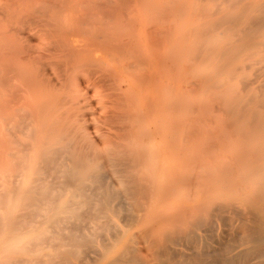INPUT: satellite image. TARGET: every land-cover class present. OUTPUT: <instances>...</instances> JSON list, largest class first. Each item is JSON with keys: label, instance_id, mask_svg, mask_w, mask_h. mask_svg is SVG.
I'll list each match as a JSON object with an SVG mask.
<instances>
[{"label": "rangeland", "instance_id": "374dc122", "mask_svg": "<svg viewBox=\"0 0 264 264\" xmlns=\"http://www.w3.org/2000/svg\"><path fill=\"white\" fill-rule=\"evenodd\" d=\"M49 1L0 12V264H108L131 243L142 264H216L250 247L264 214V0ZM255 254L235 264H264Z\"/></svg>", "mask_w": 264, "mask_h": 264}, {"label": "bare ground", "instance_id": "6f19581e", "mask_svg": "<svg viewBox=\"0 0 264 264\" xmlns=\"http://www.w3.org/2000/svg\"><path fill=\"white\" fill-rule=\"evenodd\" d=\"M2 2L0 3V12H2V11H5V12H8V10H9V12L10 11H23V12H31V11H33V12H35L33 9L35 8L36 10L37 9H40L41 11H44V10H47L48 9V4H49V0H1ZM49 1V2H48ZM52 1V0H51ZM55 1H57V0H55ZM55 3V2H54ZM54 3H51L52 5V9L54 8V6H55V4ZM57 6V5H56ZM24 7V8H23ZM50 7V6H49ZM58 7V6H57ZM38 11V10H37ZM41 11H39V12H41ZM13 13V12H12ZM31 14V13H30ZM3 16H4V14H3ZM9 17V16H8ZM7 17V18H8ZM9 22V21H8ZM64 27V26H63ZM74 29V28H73ZM9 32V31H8ZM74 32V31H73ZM64 33V32H63ZM1 35V34H0ZM1 36H3V35H1ZM68 38V37H67ZM6 39V38H5ZM62 43H63V41H62ZM65 44V43H64ZM73 44V43H72ZM7 46V45H6ZM52 46V45H51ZM74 47V46H73ZM72 47V48H73ZM49 48V47H48ZM79 49V48H78ZM63 50V49H62ZM65 50V49H64ZM69 51V50H68ZM79 51V50H78ZM15 52V51H14ZM17 52V51H16ZM66 52V51H65ZM70 52V51H69ZM74 52H76L75 50H73V53ZM12 53V52H11ZM76 54V53H75ZM8 55V54H7ZM10 55V54H9ZM13 55V54H12ZM69 57V56H68ZM10 60H12V59H10ZM88 61V60H87ZM5 64V63H4ZM5 69V68H4ZM20 69V68H19ZM119 69V68H118ZM9 70V69H8ZM13 72V71H12ZM21 73V72H20ZM7 74V73H6ZM9 74V73H8ZM15 75H16V73H15ZM144 75V74H143ZM144 77V76H143ZM103 78V77H102ZM145 79H147L146 77H145ZM107 80V79H106ZM108 82V81H107ZM109 83V82H108ZM64 84H66V83H64ZM63 84V85H64ZM106 84V83H105ZM113 86V85H112ZM35 87H36V85H35ZM108 87H110V86H108ZM113 87H115V86H113ZM113 89V88H112ZM120 89V88H119ZM116 90H118V88L116 89ZM116 90L114 89V91L116 92ZM122 92V91H121ZM10 93H11V91H10ZM12 93H14V92H12ZM123 93V92H122ZM14 98V97H13ZM120 98V97H119ZM14 99H17V98H14ZM122 99H123V97H122ZM58 100H61L60 98L58 99ZM58 100H56V101H58ZM66 100V99H65ZM64 100V101H65ZM69 100V99H68ZM123 101V100H122ZM121 101V102H122ZM125 101H127V100H125ZM7 102V101H6ZM8 102H12V101H8ZM115 102V101H114ZM62 103V102H61ZM64 103H66V102H64ZM125 103V102H124ZM63 104V103H62ZM119 105H117V106H119L120 107V103H118ZM128 104V103H127ZM127 104H124V105H127ZM131 104H132V102H131ZM133 105V104H132ZM4 108H6V105H5V107ZM68 108V107H67ZM121 108V107H120ZM129 108V107H128ZM7 109V108H6ZM15 109V108H14ZM130 109V108H129ZM120 110V109H119ZM126 110H128L127 108H126ZM126 110L125 111H123V112H126ZM16 111V110H15ZM129 111V110H128ZM61 112H63L64 113V111H61ZM61 112H60V114H61ZM114 112H116V111H114ZM113 112V113H114ZM75 113V112H74ZM121 113V112H120ZM127 113V112H126ZM17 114H19V112L17 113ZM42 114V113H41ZM60 114H58V115H60ZM71 114V113H70ZM121 114H123V113H121ZM109 115V114H108ZM24 116H26V115H24ZM128 116V115H127ZM6 117L7 118H9L10 119V117H8L7 115H6ZM138 117V116H137ZM118 118H119V116H118ZM131 118V117H130ZM3 120H5L6 118L5 117H3L2 118ZM55 119V118H54ZM53 119V121H57V120H54ZM61 119V118H60ZM126 119V118H125ZM128 120L127 121H129V118H127ZM62 120V119H61ZM131 120H133L132 118H131ZM135 120V119H134ZM133 120V121H134ZM10 121V120H9ZM43 121H46L45 119H43ZM42 121V122H43ZM52 121V124L51 125H53L54 123H56V122H53ZM60 121V120H59ZM3 122H5V121H3ZM7 122V121H6ZM23 122V121H22ZM132 122V121H131ZM7 124V123H6ZM27 124V123H26ZM45 124V123H44ZM151 124V123H150ZM43 125V124H42ZM125 126V125H124ZM131 128V127H130ZM9 129H11V128H9ZM8 129V130H9ZM63 129V128H62ZM71 129V128H70ZM5 130V129H4ZM7 130V131H8ZM42 130V129H41ZM6 131V130H5ZM126 131V130H125ZM48 132H50V131H48ZM47 132V133H48ZM12 133H14V132H12ZM30 133V132H29ZM169 133V132H168ZM6 134V133H5ZM10 134V133H9ZM31 134V133H30ZM152 134V133H151ZM173 135H175L174 133H173ZM1 136V135H0ZM4 136V135H3ZM12 137V136H11ZM30 137V136H29ZM60 137V136H59ZM170 137V136H169ZM122 138H123V136H122ZM157 138V137H156ZM41 139V138H40ZM62 139V138H61ZM14 140V139H13ZM33 140V139H32ZM3 141V140H2ZM6 141V140H5ZM47 141V140H46ZM70 141V140H69ZM69 141L67 142V144L65 145V144H62V145H64V146H62V145H60V147H58V146H55L54 148H56L55 150H57L54 154H55V156H57V157H59L61 160L63 159V158H66V156H64L63 154H64V152H66L65 150H63V149H61V148H63V147H66V146H72V144H69ZM10 142H12V141H10ZM38 142H40V141H38ZM15 143H16V141H15ZM42 143H46L45 141H43ZM54 143H56V141H54ZM66 143V142H65ZM72 143H74V141L72 142ZM4 144V143H3ZM28 144V143H27ZM69 144V145H68ZM75 145V144H74ZM62 146V147H61ZM77 146V145H76ZM81 146V145H80ZM84 146V145H83ZM8 147V146H7ZM10 147H11V145H10ZM10 147H8V148H10ZM13 147H14V145H13ZM47 147V146H46ZM217 147V146H216ZM12 148V147H11ZM15 149H17L16 147H14ZM13 148V149H14ZM54 148H53V150H51V148H49L51 151H49V152H51L52 153V151H55L54 150ZM68 147H66V149H67ZM71 148V147H70ZM76 148H78V147H76ZM123 148V147H122ZM26 149V148H25ZM49 149H47V150H49ZM59 149L60 150H62V151H60L59 152ZM85 148H83V150H84ZM124 149V148H123ZM211 149V148H210ZM18 151H20V149H17ZM45 150V152L44 151H42V150H40V151H42V152H44V153H47L46 152V149H44ZM111 150V149H110ZM3 151V150H2ZM26 151V150H25ZM74 151H76V150H74ZM112 151V150H111ZM122 151V150H121ZM120 151V152H121ZM209 151V150H208ZM207 151V152H208ZM12 152H15V151H12ZM23 152V151H22ZM63 153V154H59V153ZM116 152V151H115ZM211 152V151H210ZM75 153V152H74ZM73 153V154H74ZM82 153V152H81ZM113 153H114V151H112V153L110 152V153H108V154H111V156L113 155ZM132 153H133V151H132ZM8 154V156H9V152L7 153ZM14 154V153H13ZM72 154V155H73ZM84 154H85V152H84ZM84 154H83V156H84ZM97 154V153H96ZM99 154H101V153H99ZM37 155V154H36ZM60 155H63L64 157L62 158V157H60ZM72 155H71V157H72ZM78 155H80V153L78 154ZM87 155H89L90 156V153H88ZM105 155V154H104ZM203 155V154H202ZM21 156H23V154L21 155ZM21 156H19V158L21 157ZM82 156V155H81ZM93 157H94V155H92ZM97 156H99V155H97ZM218 156H221V152L219 153V155ZM217 156V157H218ZM5 157V156H4ZM12 157V159L13 158H15V157H18V156H15V157H13V155L11 156ZM39 157H43V156H40L39 155ZM52 157H53V155H52ZM52 157H43V158H41V160L44 162H42L43 163V165L44 166H46V165H48V164H50L48 161H46L45 159H47V160H50ZM68 158H66L67 160L68 159H70L69 158V156H67ZM77 157H80V156H77ZM93 157H91L90 159H92ZM122 157V156H121ZM207 157H210V156H207ZM228 157V156H227ZM6 158V157H5ZM4 158V159H5ZM8 158V157H7ZM6 158V159H7ZM94 158H96V157H94ZM94 158L92 159V160H94ZM101 158H103V157H101ZM122 158H124V157H122ZM230 158V157H229ZM53 159V158H52ZM103 159H105V158H103ZM111 159H113L114 160V158H111ZM120 159V158H119ZM125 159V158H124ZM201 159V158H200ZM218 159V158H217ZM228 159V158H227ZM231 159V158H230ZM30 160H32L31 158H30ZM89 160V159H88ZM16 161V160H15ZM34 161V160H33ZM39 161V160H38ZM69 161V160H68ZM5 162V161H4ZM11 162H12V160H11ZM77 162H78V160H77ZM14 163V162H13ZM16 163L17 162H15V166H17L16 165ZM39 163V162H38ZM37 163V165H38V167H39V165L40 164H38ZM52 164L54 163L53 161L51 162ZM63 164H65V162H62ZM81 163V162H80ZM82 163H83V161H82ZM80 164V165H83V164ZM85 163V162H84ZM104 163V162H103ZM110 163V162H109ZM117 163V162H116ZM19 164V163H18ZM63 164H62V167H63ZM67 164V163H66ZM72 164H74V162L72 163ZM76 164H78V163H76ZM86 164V163H85ZM95 164H97V163H95ZM118 164V163H117ZM116 164V165H117ZM11 165V164H10ZM30 165L31 164H29L28 165V167L30 168ZM67 165H69V164H67ZM104 165H106V164H104ZM129 165V164H128ZM44 166H42L43 168H44ZM65 166V165H64ZM76 166V165H75ZM83 166H85V165H83ZM91 166H93V165H91ZM91 166H90V168H91ZM103 166V165H102ZM102 166H100L101 168H102ZM110 166H113V165H109V167ZM129 166H131V165H129ZM135 166H136V164H135ZM24 167V166H23ZM38 167H36L37 169H38ZM46 167H49V166H46ZM202 167H204L203 165H202ZM8 168H9V166H8ZM20 168H21V170L23 169L21 166H20ZM25 169H26V166L24 167ZM51 168H55V169H57L56 167H52V165H51ZM67 168H69L68 166H67ZM86 168H88V167H86ZM124 168H127L126 167V165H125V167ZM133 168V167H132ZM205 168V167H204ZM221 168V167H220ZM16 169V168H15ZM54 169V170H55ZM80 169V168H79ZM104 169V168H103ZM102 169V170H103ZM239 169V167L237 168V170ZM30 170H32V169H30ZM29 169H28V171H30ZM50 170V169H49ZM53 170V169H52ZM95 170V169H94ZM106 170H108V169H106ZM118 170V169H117ZM124 170V169H123ZM128 170V169H127ZM130 170V169H129ZM132 170V169H131ZM205 170V169H204ZM203 170V171H204ZM261 170V169H260ZM7 171V170H6ZM36 171V170H35ZM75 171V170H74ZM80 171V170H79ZM79 171L77 172H75V173H79ZM84 171V170H83ZM90 171V170H89ZM118 171H120V170H118ZM124 171H126V170H124ZM124 171H122V172H124ZM206 171V170H205ZM234 171V170H233ZM233 171H231V172H233ZM31 172V171H30ZM48 172V171H47ZM52 172V171H51ZM73 172V171H72ZM81 172V171H80ZM104 172H106V171H104ZM115 172V171H114ZM201 172V171H200ZM15 173H18L17 171L15 172ZM85 173H88V172H85ZM92 173H93V171H92ZM92 173L91 174H89L90 176L92 175ZM101 173H103V172H101ZM128 173H130V172H128ZM205 173V172H204ZM5 174H6V172H5ZM53 174V173H52ZM70 174V173H69ZM73 174H74V172H73ZM104 174V173H103ZM133 174V173H132ZM207 174V173H206ZM232 174V173H231ZM8 175V174H7ZM13 175V174H12ZM15 175H17V174H15ZM14 175V176H15ZM55 175V174H54ZM77 174H75V177H77L76 176ZM85 175V174H84ZM81 176V175H80ZM99 176H100V174H99ZM109 176V175H108ZM111 176V175H110ZM119 176V175H118ZM127 176H130V175H127ZM205 176H207V175H205ZM47 177V176H46ZM52 177V176H51ZM59 177V176H58ZM87 177H88V175H87ZM95 177H97V179H98V175H95ZM103 178H105L104 176H102ZM55 178V177H54ZM66 178V177H65ZM84 178H86V175H85V177ZM84 178H82V179H84ZM102 178V179H103ZM52 179V178H51ZM62 179L64 180V176H62ZM67 179H69V178H67ZM70 179H73V176H72V178H70ZM130 179V178H129ZM185 179V178H184ZM188 179H190V178H188ZM14 180V179H13ZM48 180V179H47ZM52 180H55V179H52ZM74 180V179H73ZM181 181H182V178L180 179ZM191 180H193V179H191ZM191 180H190V182H191ZM65 181V180H64ZM68 181V180H67ZM70 181H72V180H69L68 182H70ZM80 181V180H79ZM79 181H75V183H77V182H79ZM82 181V180H81ZM184 181V180H183ZM182 181V182H183ZM227 181V180H226ZM230 181V180H229ZM256 181V180H255ZM258 181H261V180H258ZM44 182H46V181H44ZM53 182V181H52ZM94 182H95V180H94ZM97 182H99V181H97ZM104 182V181H103ZM103 182H101L102 184H103ZM124 182V181H123ZM182 182H180L181 184H182ZM48 183V182H47ZM70 183H72V182H70ZM69 183V184H70ZM81 183V182H80ZM118 183V182H117ZM128 183V182H127ZM130 183H133V182H130ZM177 183V182H176ZM185 184H186V182H184ZM200 183V182H199ZM203 183V182H202ZM238 183V182H237ZM38 184V183H37ZM73 184V183H72ZM79 184V183H78ZM101 184V185H102ZM134 184V183H133ZM194 184V183H193ZM229 184V183H228ZM264 184V183H263ZM41 185V184H40ZM82 185H87V184H85V183H83ZM95 185V184H94ZM123 185V184H122ZM126 186H128L127 184H125ZM184 185V184H183ZM200 185H201V183H200ZM239 185V184H238ZM243 184H241L240 186H242ZM247 185V184H246ZM35 186H39V184L38 185H35ZM137 186V185H136ZM136 186H131V187H136ZM141 186V185H140ZM226 186H227V184H226ZM261 186V185H260ZM36 187V188H37ZM40 187V186H39ZM83 187V186H82ZM91 187V186H90ZM99 187V186H98ZM110 187V186H109ZM131 187H128V188H131ZM224 187V186H223ZM46 188H48V187H46ZM52 188V187H51ZM54 188V187H53ZM84 188V187H83ZM113 188V187H112ZM111 188V189H112ZM211 188V187H210ZM257 188V187H256ZM50 189V188H49ZM104 188H102V190H103ZM116 189V188H115ZM137 189V187L134 189V191ZM140 189V188H139ZM138 189V190H139ZM225 189V188H224ZM223 188H222V190H224ZM228 189V188H227ZM250 189V188H249ZM259 189H261V188H259ZM78 190V189H77ZM83 190V189H82ZM118 190H119V188H118ZM117 190V191H118ZM127 190V189H126ZM125 190V191H126ZM133 190V189H132ZM238 190V189H237ZM248 190V189H247ZM101 190H99L98 192H100ZM108 191H109V188H108ZM113 191H115V190H113ZM131 191V190H130ZM204 191V190H203ZM216 191V190H215ZM240 191V190H239ZM82 192V191H81ZM91 192V191H90ZM89 192V193H90ZM228 192H230V191H228ZM227 192V193H228ZM246 193L247 191H245V189H244V191L243 192H241V193ZM83 193V192H82ZM81 193V194H82ZM86 193V192H85ZM104 193H105V190H104ZM113 193V192H112ZM111 193V194H112ZM121 193V192H120ZM131 193V192H130ZM134 193H136V191L134 192ZM174 193V192H173ZM173 193H172V195H173ZM176 193H178V192H176ZM186 193V192H185ZM184 193V194H185ZM230 193H234V192H230ZM251 193H254V192H251ZM256 194L258 193V192H255ZM74 194V193H73ZM81 194H79V196H81ZM108 194V193H107ZM129 194V193H128ZM133 194V193H132ZM240 194V193H239ZM249 195H252V194H250V192L248 193ZM102 195H104V194H102ZM114 195H116V194H114ZM118 195H119V193H118ZM136 195V194H135ZM139 195H141V194H139ZM175 195V194H174ZM227 195V194H226ZM235 195V194H234ZM241 195H243V194H241ZM36 196V195H35ZM84 196H85V194H84ZM87 196H88V194H87ZM92 196H95V194L93 195V194H91V197ZM101 196V195H100ZM128 196H132V195H128ZM134 196V195H133ZM176 196H177V194H176ZM238 196V195H237ZM54 197V196H53ZM96 198H97V196H95ZM102 197V196H101ZM119 197H121V195H119ZM141 196H139V197H133V198H140ZM144 197V196H143ZM142 197V198H143ZM227 196H225V198H226ZM242 197V196H241ZM240 197V199H243V198H241ZM39 198V197H38ZM80 198V197H79ZM94 198V197H93ZM94 199V200H98V199ZM108 198V197H107ZM106 198V199H107ZM109 198H111V197H109ZM186 198V197H185ZM239 198V197H238ZM252 198V197H251ZM256 198H257V196H256ZM258 198H260V196H258ZM258 198H257V200H258ZM42 199V198H41ZM40 199V200H41ZM45 199V198H44ZM90 199V198H89ZM100 199V198H99ZM121 199H123L124 200V198H122L121 197ZM128 199V198H127ZM130 199H132V198H130ZM209 199V198H208ZM233 199V198H232ZM249 199V198H248ZM252 199H254V198H252ZM101 200V199H100ZM229 200V199H228ZM228 200H225L226 202L228 201ZM244 200V199H243ZM251 200V199H250ZM37 201V203L36 204H38V201L39 200H36ZM69 201V200H68ZM85 201V200H84ZM87 201V200H86ZM89 202H90V200H88ZM104 201L106 202V200L104 199ZM170 201V200H169ZM172 201V200H171ZM202 201V200H201ZM231 201V200H230ZM253 201V200H252ZM254 201H255V199H254ZM81 202V201H80ZM80 202H78V204H80ZM93 202V201H92ZM119 202V201H118ZM133 202H134V200H133ZM203 202V201H202ZM208 202V201H207ZM222 202V201H221ZM233 202H236V201H233ZM233 202H229L230 204L231 203H233ZM32 203V202H31ZM30 203V204H31ZM33 203H35V202H33ZM32 203V204H33ZM121 203H122V201H121ZM131 203V202H130ZM129 203V204H130ZM210 203H211V201H210ZM215 203H217V202H215ZM89 204H92V203H89ZM126 204V203H125ZM124 204V205H125ZM236 204V203H235ZM238 204V203H237ZM253 204V203H252ZM256 204V203H255ZM40 205V204H39ZM72 205H74L73 203H72ZM116 205H119V204H116ZM122 205V204H121ZM120 205V206H121ZM203 205V204H202ZM206 205V204H205ZM232 205H234V203L232 204ZM260 205V204H259ZM263 205V204H262ZM34 206V205H33ZM71 206V205H70ZM75 206V205H74ZM86 206H89V205H86ZM93 206V205H92ZM219 206V205H218ZM257 206V205H256ZM91 207V206H90ZM100 207H104V205L103 206H99V208ZM116 207V206H115ZM121 207H124V206H121ZM130 207V206H129ZM137 207V206H136ZM201 207V206H200ZM203 207V206H202ZM221 207V206H220ZM233 207L234 206H232V210H233ZM71 208H73V207H71ZM79 208V207H78ZM92 208H94V207H92ZM131 208V207H130ZM135 208V207H134ZM167 208V207H166ZM206 208H208V209H212V208H214V209H216L215 207H211L210 206V208H209V206L208 207H206ZM260 208H262V207H260ZM87 209H89V208H87ZM96 209V208H95ZM101 209H103V208H101ZM119 209H121L120 207H119ZM234 209H239V208H234ZM255 209V208H254ZM256 209H258L259 210V207L257 206V208ZM256 209H255V211H253L252 213V218L250 217V219H252L251 220V224L247 227V230L245 231L246 233H245V235H243L244 237H245V239H246V241H248V242H250L251 243V246L250 247H248V248H246V249H244L243 248V250H242V252L241 253H236V254H234V255H231V256H229V257H220V258H217V257H219V255L216 257V255L215 256H213V255H210V256H212L213 258L215 257V263L216 264H232L233 262H234V264L236 263L235 261H236V257H238L239 255L241 256V255H243V256H248V255H251V254H253V253H258V255H260V254H263L264 255V214L263 213H261V211L260 212H257L256 211ZM114 210V209H113ZM164 210V209H163ZM236 210V211H237ZM252 210V209H251ZM90 211V210H89ZM88 211V213H90ZM213 211H215V210H213ZM219 211V210H218ZM221 212H226L225 210H220ZM239 211V210H238ZM33 212V211H32ZM38 212V211H37ZM36 212V213H37ZM77 212V211H76ZM99 212H100V210H99ZM102 212V211H101ZM113 212V211H112ZM199 212H200V210H199ZM28 213V212H27ZM34 213V212H33ZM94 213V212H93ZM115 213H117V212H115ZM128 213V212H127ZM227 213V212H226ZM229 213H230V211H229ZM236 213H239V212H236ZM259 213V214H258ZM260 213H261V215H260ZM35 214V213H34ZM77 214H79V213H77ZM124 214H126V213H124ZM189 214V213H188ZM195 214V213H194ZM216 215H217V213H215ZM242 216H243V214H242V212L240 213ZM31 215H33V214H31ZM74 215H76V214H74ZM128 215V214H127ZM126 215V216H127ZM210 215V214H209ZM212 215H213V213H212ZM227 215V214H226ZM235 215V214H234ZM107 216V215H106ZM129 216H132V215H130L129 214ZM134 216V215H133ZM132 216V217H133ZM171 215L170 214H168V216L167 217H170ZM178 216V215H177ZM214 216V215H213ZM220 215H218V217H219ZM224 216V215H223ZM229 216H230V214H229ZM236 216V215H235ZM245 216V215H244ZM80 217V216H79ZM198 217H200V215L198 216ZM211 217V216H210ZM217 217V216H216ZM217 217V218H218ZM221 217V216H220ZM225 217V216H224ZM231 217V216H230ZM230 217H228V218H230ZM238 217V216H237ZM246 217V216H245ZM128 218V217H127ZM131 218V217H130ZM192 217H190V219H191ZM206 219H210V218H207V217H205ZM213 218H215V217H213ZM213 218L212 219H210V220H213ZM234 218V217H233ZM241 218V217H240ZM134 218H132L130 221H132ZM221 219V218H220ZM224 219H226V218H224ZM243 219V218H242ZM245 219V218H244ZM166 221V220H165ZM197 221V220H196ZM222 221V220H221ZM241 221V220H240ZM249 221V220H248ZM160 222V221H159ZM163 222V221H162ZM207 222V221H206ZM209 222H211V221H209ZM122 223V222H121ZM156 223V222H155ZM222 222H220V224H221ZM72 224V223H71ZM207 224V223H206ZM211 224V223H210ZM124 225V224H123ZM208 225V224H207ZM211 225H213V224H211ZM211 225H209V227H211ZM75 226H77V225H75ZM84 226V225H83ZM201 226V225H200ZM205 226V225H204ZM59 227V226H58ZM85 227V226H84ZM91 227V226H90ZM177 227V226H176ZM203 227V226H202ZM205 227H207V226H205ZM205 227H203L204 229H206L207 230V228H205ZM216 227V226H215ZM81 229H82V226L80 227ZM201 228V227H200ZM211 228H213V227H211ZM227 228V227H226ZM63 229V228H62ZM77 229V228H76ZM81 229H79V230H81ZM115 229V231H113L114 233H117L116 232V228H114ZM148 229V228H147ZM202 229V228H201ZM201 230L202 232L203 231H206V230ZM78 230V229H77ZM113 230V229H112ZM117 230H119V229H117ZM120 231V230H119ZM191 231V230H190ZM209 232H210V230H208ZM211 231H213V232H211V233H214V230L212 229ZM224 231V230H223ZM79 232H82V231H79ZM88 232V231H87ZM140 232V231H139ZM142 232H144V231H142ZM147 232V231H146ZM146 232H144V234L146 233ZM159 232V231H158ZM187 232H189V231H187ZM61 233V232H60ZM92 233V232H91ZM90 233V234H91ZM99 233V232H98ZM97 233V234H98ZM112 233V232H111ZM111 233H109V234H111ZM54 234H55V232H54ZM57 234V233H56ZM113 234V233H112ZM140 234V233H139ZM144 234H142V235H144ZM174 234V233H173ZM228 234V233H227ZM80 235V234H79ZM79 235H77V237H80ZM93 235V234H92ZM138 235V234H137ZM194 235V234H193ZM192 235V236H193ZM205 235H207V234H205ZM82 236H84V234L82 235ZM97 236H99V235H97ZM181 237H179L178 239H180L181 240V238H183L182 237V235H180ZM188 237H189V235H187ZM196 236V235H195ZM209 236V235H208ZM212 236V235H211ZM220 236V235H219ZM75 237H76V235H75ZM104 237H105V235H104ZM110 237H114L115 238V234L113 235V236H110ZM136 237V236H135ZM163 237V236H162ZM172 237H174V236H172ZM176 237V236H175ZM191 237V236H190ZM243 237V238H244ZM57 238H59L58 236H57ZM86 238V237H85ZM100 238V237H99ZM138 238V237H137ZM164 238V237H163ZM230 238H233L234 239V237L232 236V237H230ZM240 238V237H239ZM50 239V238H49ZM80 239V238H79ZM83 238H81V240H82ZM87 239V238H86ZM152 239H155V238H152ZM176 239V238H175ZM187 239V238H186ZM207 239V238H206ZM71 240V239H70ZM89 240V239H88ZM91 240H93V239H91ZM103 240L105 241V239L103 238ZM114 240V239H113ZM189 240V239H188ZM212 240H214V239H212ZM211 240V241H212ZM240 240H242V239H240ZM75 242H76V240H74ZM80 241V240H79ZM150 241V240H149ZM148 241V242H149ZM153 241V240H152ZM155 241V240H154ZM227 241V244H228V241L229 240H226ZM77 242H78V239H77ZM76 242V243H77ZM84 242V241H83ZM94 242H95V240H94ZM102 242V241H101ZM108 242V241H107ZM155 242H157V241H155ZM171 242H174V241H171ZM204 242V241H203ZM215 242V241H214ZM220 242H222L221 240H220ZM154 243V242H153ZM153 243H150L151 245L153 244ZM158 243H161V242H158ZM178 243V242H177ZM183 243V242H182ZM215 243H217L219 246H221L218 242H215ZM104 244H106L105 242H104ZM104 244H99V245H104ZM163 245H164V243H162ZM226 244V243H225ZM233 244V243H232ZM76 245V244H75ZM80 245H82V244H80ZM89 244H87V246H88ZM131 245H132V243H131ZM131 245H129V244H126V245H124V247H123V249L121 250V252H120V254L118 253V257L116 258V259H114L113 261H111V262H107L108 264H142L143 263V261H146V260H143V259H141V256H142V254H141V256H139L140 254V250L137 248H135V247H133V246H131ZM168 245V244H167ZM72 246H74L73 244H72ZM83 246V245H82ZM91 246V245H90ZM105 246H107V245H105ZM157 246L158 245H156V248H157ZM203 246V245H202ZM162 247H164V249L162 248ZM166 247H168V246H160V244H159V248L158 249H156V248H154V249H156V254H158V255H156L155 253V255L156 256H158L159 258H160V256H163V254L164 253H166V255H170V258L172 257V255L171 254H173V252H165V248ZM204 247V246H203ZM206 247V246H205ZM233 247H235L234 245H233ZM94 249H93V251L95 250L96 251V246H94L93 247ZM104 248V247H103ZM106 248V247H105ZM150 248V247H149ZM163 249V250H161V249ZM170 248V247H169ZM223 248V247H222ZM227 248V247H226ZM84 249H86L85 247H84ZM89 250H91V248H88ZM161 251H160V250ZM216 249H219V248H216ZM228 249V248H227ZM231 249H232V247H231ZM82 250H83V248H82ZM102 250H104V249H102ZM102 250H100L101 251V255H103L102 254ZM106 250V249H105ZM224 250V249H223ZM95 251L93 252L94 254H96L95 253ZM99 250L97 249V252H98ZM157 251H159V252H163V254H161V253H157ZM171 251V250H170ZM214 251V250H213ZM216 251H218V250H216ZM226 251V250H225ZM71 252V251H70ZM80 252H82V251H80ZM83 252H85V251H83ZM153 252H155V251H153L152 250V252H150V253H152L153 254ZM195 252V251H194ZM201 252H203V251H201ZM209 252H211V251H209ZM61 253V252H60ZM64 253V252H63ZM91 253H92V251H91ZM171 253V254H170ZM177 253H180V252H177ZM182 253V252H181ZM180 253V254H181ZM184 253V252H183ZM204 253V255H207V254H205L206 253V251L205 252H203ZM203 253H201V254H203ZM231 253H233V252H231ZM65 254V253H64ZM84 254V253H83ZM223 254V253H222ZM230 254V253H229ZM62 255V254H61ZM88 255V254H87ZM175 255V254H174ZM185 255H186V257L187 256H189V255H187V253H185ZM196 255H199V253H197V254H194V256H192L193 258H194V261L192 262L193 264H206V263H204V262H202V259H199V257H197ZM256 255V254H255ZM255 255H253V256H255ZM258 255H256L257 257H258ZM65 256V255H64ZM64 256H62V257H64ZM73 256V255H72ZM71 256V257H72ZM97 256H99V252H98V255L96 254L95 255V257H97ZM153 256V255H152ZM176 256H178V255H176ZM175 256V257H176ZM182 256V255H181ZM191 256V255H190ZM253 256H251V257H253ZM81 257V256H80ZM89 257V256H88ZM92 257H94V255L92 256ZM95 257L92 259V260H94L95 259ZM183 257H184V255H183ZM250 257V256H249ZM82 258L83 257H81V260H82ZM101 258V257H100ZM144 259H145V257H143ZM153 258H155V256H153ZM158 258V260H160ZM164 258V257H163ZM166 258V257H165ZM169 258V257H168ZM168 258H166V259H168ZM177 258V257H176ZM59 259V258H58ZM151 259V258H150ZM162 259V258H161ZM204 259H206V257H204ZM90 260V259H89ZM95 260H97V259H95ZM99 260V259H98ZM182 260H184V259H182ZM182 260H181V263H182ZM248 260V259H247ZM67 261V260H66ZM91 261V260H90ZM190 261V260H189ZM189 261H187V262H183V263H188ZM209 261V260H208ZM260 262H262V261H260ZM259 262V263H260ZM72 263V262H71ZM146 263V262H145ZM244 263H246V262H244ZM264 263V262H263ZM53 264H54V262H53ZM85 264V263H84ZM106 264V263H105ZM156 264H173V263H171V261H168V260H166V261H162L161 263H156ZM210 264H212V263H210ZM214 264V263H213Z\"/></svg>", "mask_w": 264, "mask_h": 264}]
</instances>
